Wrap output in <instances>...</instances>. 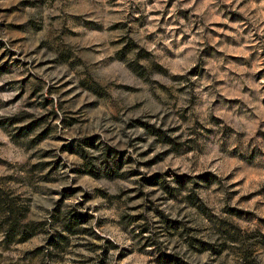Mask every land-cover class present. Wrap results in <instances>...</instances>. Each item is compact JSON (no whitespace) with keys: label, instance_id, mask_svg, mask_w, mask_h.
<instances>
[{"label":"clouds","instance_id":"obj_1","mask_svg":"<svg viewBox=\"0 0 264 264\" xmlns=\"http://www.w3.org/2000/svg\"><path fill=\"white\" fill-rule=\"evenodd\" d=\"M0 56V264H264V0H0Z\"/></svg>","mask_w":264,"mask_h":264},{"label":"trees","instance_id":"obj_2","mask_svg":"<svg viewBox=\"0 0 264 264\" xmlns=\"http://www.w3.org/2000/svg\"><path fill=\"white\" fill-rule=\"evenodd\" d=\"M10 213V215H5ZM25 211L22 208L16 207L15 202L7 199H0V226L2 222H7V229L10 232L19 227V219L24 215ZM9 221V224H8Z\"/></svg>","mask_w":264,"mask_h":264},{"label":"rangeland","instance_id":"obj_3","mask_svg":"<svg viewBox=\"0 0 264 264\" xmlns=\"http://www.w3.org/2000/svg\"><path fill=\"white\" fill-rule=\"evenodd\" d=\"M5 55H7V54H5ZM4 58H5L4 56H0V60H3ZM10 69H11V64H9L8 62H6L2 67H0V71H8ZM42 123H43L42 120L35 121L32 124L27 125L25 128L19 129L18 130V135L23 136V135L27 134L29 131L34 130L35 127H38ZM37 139H39V137ZM22 210H24L25 212L27 211L26 208H22ZM8 224H9V221H8ZM5 227H7V222L6 221L5 222H2V224L0 226V230H3ZM26 227L32 228V227H35V226L34 225H28ZM223 227L224 228H227L228 225H223ZM17 229L13 230L9 234H12V233L16 232ZM172 230L173 231H176V228L173 227ZM157 264H173V261H172V258L170 256H166L163 253H161L159 255V257L157 258Z\"/></svg>","mask_w":264,"mask_h":264}]
</instances>
